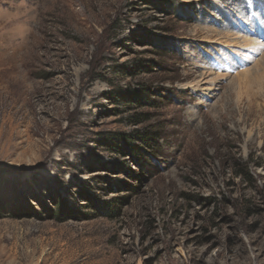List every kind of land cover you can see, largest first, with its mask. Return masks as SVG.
Returning a JSON list of instances; mask_svg holds the SVG:
<instances>
[{"label": "rangeland", "instance_id": "obj_1", "mask_svg": "<svg viewBox=\"0 0 264 264\" xmlns=\"http://www.w3.org/2000/svg\"><path fill=\"white\" fill-rule=\"evenodd\" d=\"M251 1L0 0V264H264Z\"/></svg>", "mask_w": 264, "mask_h": 264}, {"label": "bare ground", "instance_id": "obj_2", "mask_svg": "<svg viewBox=\"0 0 264 264\" xmlns=\"http://www.w3.org/2000/svg\"><path fill=\"white\" fill-rule=\"evenodd\" d=\"M195 1H200V0H195ZM202 1H203V0H202ZM204 1H205V0H204ZM212 1H213L214 3H218L219 0H212ZM247 3H248L249 6H251L252 1H251V0H247ZM238 8H239L240 10L243 9V7H241L240 5L238 6ZM256 15H257V14H256ZM260 18H261V13H260ZM246 19H247L248 21H250V25H249L248 28H249L250 30H254V29H253L254 25L252 24V20H253V19H256V16H254V17H252V18L246 16ZM240 21H242V19H240ZM248 21L243 20V22H247V23H249ZM243 22H242V23H243ZM251 24H252V25H251ZM244 26H245V25H244ZM260 26L264 28V25H263V24H260Z\"/></svg>", "mask_w": 264, "mask_h": 264}, {"label": "trees", "instance_id": "obj_3", "mask_svg": "<svg viewBox=\"0 0 264 264\" xmlns=\"http://www.w3.org/2000/svg\"><path fill=\"white\" fill-rule=\"evenodd\" d=\"M58 218H59V215H58Z\"/></svg>", "mask_w": 264, "mask_h": 264}]
</instances>
